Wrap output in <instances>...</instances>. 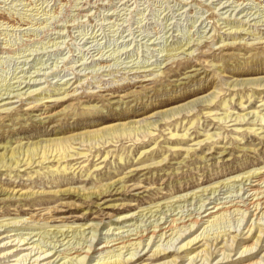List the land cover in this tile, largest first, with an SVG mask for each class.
Instances as JSON below:
<instances>
[{
	"label": "rangeland",
	"instance_id": "rangeland-1",
	"mask_svg": "<svg viewBox=\"0 0 264 264\" xmlns=\"http://www.w3.org/2000/svg\"><path fill=\"white\" fill-rule=\"evenodd\" d=\"M252 80L263 86L241 83ZM227 110L232 121L217 122ZM253 114L264 115V0H0V146L74 155L0 170V264H77L89 248L85 264L121 252L190 264L207 245L205 264L224 253L264 264V211L244 206L264 192V122ZM101 131L111 135L91 140ZM173 221L187 222L181 238L150 240ZM258 229L261 245L244 252ZM141 235L139 250H121ZM156 246L176 253L156 260Z\"/></svg>",
	"mask_w": 264,
	"mask_h": 264
},
{
	"label": "bare ground",
	"instance_id": "bare-ground-1",
	"mask_svg": "<svg viewBox=\"0 0 264 264\" xmlns=\"http://www.w3.org/2000/svg\"><path fill=\"white\" fill-rule=\"evenodd\" d=\"M259 81L260 80H257V81L256 80H252V81H244V82H241V83H242V85L243 84L244 85L245 84H251V85L258 86V87H262L263 86L262 85L263 82H261L259 84ZM239 84L238 85H235V86L238 87ZM205 102L207 103V101H205ZM213 103H214L213 100L208 101V104H210L208 107H210ZM242 103L243 102H241V104ZM224 107H226V103L224 104ZM176 110L178 111L177 114H179V111H181L179 109H176ZM164 113H167V112L158 113L157 115L160 116V115H163ZM250 115H251V112L250 113H244L242 115L241 114H237V116H236V118H235L234 121H238L239 123H244L246 121L248 122L250 120V118H249ZM253 115L254 116L256 115L255 117L258 120L257 122H264V115H262V116L261 115L258 116L257 114H253ZM254 116H252V117H254ZM233 117H234V115L231 112H229V110H227V112L224 114V117L223 118H219V119H216V120H217V122H220L222 120V122H225L226 123L227 120H230L229 122H231L232 119H233ZM137 124L138 123H133V125H137ZM153 124L154 123H152V122L145 123L143 125L141 124L140 127L138 128V130H141V128H143V129L144 128L145 129L147 128L149 130L150 129V126H153ZM125 126L126 125H122V127H125ZM241 129L242 128H240V130ZM261 129L262 128H260V129H254L253 126H252V127L248 128V129H246L245 131H250V132H255L256 133L258 130H261ZM118 131H119V129H116L114 131V133L115 132H118ZM102 133H103V131H101L100 133L93 134V136L90 134L91 140H96V139L100 140V139H103L106 135L107 136L108 135H111L110 133L109 134H106V135L105 134H102ZM121 133L122 134H120V136L121 135H124V133H127V129L121 130ZM128 136H131V135L130 134H126V137H128ZM62 146H63L62 152H61V149H59V150L58 149H53L52 151H51V149H49V150L44 149L43 150L42 149L43 147L42 146H38V143L36 144L35 147H33V148L30 147L28 149L27 148H24L22 151H21V147H19V150L17 151L16 149H12V148H10L7 145H4L3 147L0 146V150H3L4 151V153L2 155H0V170L2 168H5L6 171H9V170H12L13 168L16 169V168H23V167H27L26 169H28V168H32L33 166H35L36 163H37L36 166H40L41 164L44 165L45 162H47V161L49 163L51 158H53V160L51 162H56V164H59L61 166L62 165V162H65L64 160H66L67 158L74 157V155H71L70 156V152H66V150H65V149H70L71 145H69V147H65V148H64V145H62ZM40 155H42V156L40 157ZM76 155H82V154L81 153H77ZM37 157H39V158L36 159ZM37 160H38V162H37ZM57 170L59 171V169H57ZM62 170H63V172L66 171L67 170L66 166H64V168ZM255 174L256 173L251 174L249 176H253L252 178H258L256 181H260L259 175L254 176ZM247 181H249V178L247 179ZM112 186L113 185H111L110 187H112ZM251 191H253V194L248 199L244 198V199H246L245 202H244L246 204H244V206L247 207V210H250L251 209L250 207H252V209H254V212L259 211V213H258V215H259L260 213H262L264 211V207H263L264 206V192L263 191H260V190H256V189H253ZM66 192H69L70 193V192H72V190L67 189ZM74 192L76 193V190ZM92 195H95V193H93ZM260 195L261 196L263 195V197L261 198ZM246 201H248V202H246ZM223 206H225V205H223ZM237 207L239 208L240 206H238V204H236V205H234L232 207L231 206L230 207H220L219 205H216L214 207L212 206V208H209L210 211L208 210L209 212L205 213V214H207V215H205V217H209L210 219L219 220L226 212L231 211L233 208L238 209ZM262 215L264 216V212H263ZM200 216L201 215L199 214V217L189 220V221H191V225H196V224L200 223V218H201ZM180 225H183L182 227H185V226H187V222L182 221ZM180 225L178 224V221H173L168 226L166 225L164 228L162 226V228H160L158 232L155 229V230L152 231V235L150 236V240H152L154 237L155 238H160V239H162V237H166V239H170L169 242H168V244H169L170 242H172L173 240H175V237L177 235L179 236V238L182 237V234H179V233H176L175 232V230L178 229ZM157 226H159V225H157ZM157 226H156V228H158ZM189 227L192 228L191 226H189ZM258 230H259V235H258V237L256 239V242L252 246H250V247H245L244 248L245 249L244 252L247 253L248 251H252L255 247L261 245V243H262V233H263V230L262 229H258ZM169 232H172V234H170L168 236V233ZM250 232H253L252 228L249 229V233ZM114 241H116V240H114ZM136 241L137 242H135V241L133 242L131 239H128L127 241H124L123 240L121 243L118 242V244H121L123 246V247H120L121 250L126 249L127 251H132V250H136L137 251V250L140 249V247L142 245H144V243H145V237L141 235L138 238H136ZM196 241H197V238L193 239L188 244H184L178 250L179 251L180 250H184V248L189 247L192 244H197L198 245V243ZM233 241H234V239H233ZM146 242H147V240H146ZM116 245L117 244H115V245H112L111 244V246H109V245H105L104 246L103 245L104 247H102V248L103 249L113 248ZM146 246H150V243H148ZM210 248H209V245H207V247L205 248V253L206 254L203 255L204 259H203L202 256H200L199 253L198 254H195L192 257H190V259H189L190 264H199L201 262H202L201 264L207 263L206 262V261H208V258L207 257H209V258L212 257V256H209L210 255L209 253H207V252H209ZM155 249H156L155 250V256H156L155 259L156 260L161 259L162 258L161 257L162 255L163 256H167V255H169L171 253H176L175 251H173V252L170 251L169 253H165V251L167 250V247L161 249L160 246H156ZM89 250H90V248L86 252L84 250H82V249L81 250H76V252L74 253L76 257L73 256L74 257L73 259L75 260V263H77V264H85V260L89 256V252H90ZM113 251H114V249H113ZM45 253H47V252L45 251ZM81 253L82 254L84 253L85 255H84L83 258L79 259L82 256ZM121 253H120V255H117V254L114 255L110 259L108 258L109 260L103 262L102 264H136L140 260V258H136V255L133 252L129 253L130 254V257H127V256L125 257V255L122 256ZM210 253H211V251H210ZM129 254H128V256H129ZM160 254H162V255L160 257H158ZM45 255H48V254H45ZM223 256H224L223 261H220L219 260V262H221V263H218V264H236L237 261H240V263H241L243 259H246L247 258V257H244L243 258L241 256L236 261H230V256L229 255H226L224 253ZM39 257H41V255ZM28 258H29V256L24 257V260H22L23 263L22 262L21 263L24 264L28 260ZM46 258H49V257H46ZM199 258H200V261L197 262V260ZM44 260H46V259H44ZM225 260H227L226 263H224ZM30 261H31V259H30ZM35 262H37V261H35ZM160 264H177V259H173L171 261L164 262V263H160ZM249 264H260V263H249Z\"/></svg>",
	"mask_w": 264,
	"mask_h": 264
}]
</instances>
